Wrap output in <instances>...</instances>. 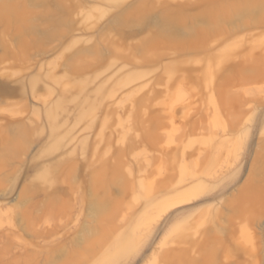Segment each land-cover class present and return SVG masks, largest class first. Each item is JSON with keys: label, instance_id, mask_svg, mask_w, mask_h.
Returning a JSON list of instances; mask_svg holds the SVG:
<instances>
[{"label": "rangeland", "instance_id": "rangeland-1", "mask_svg": "<svg viewBox=\"0 0 264 264\" xmlns=\"http://www.w3.org/2000/svg\"><path fill=\"white\" fill-rule=\"evenodd\" d=\"M0 264H264V0H0Z\"/></svg>", "mask_w": 264, "mask_h": 264}, {"label": "bare ground", "instance_id": "bare-ground-1", "mask_svg": "<svg viewBox=\"0 0 264 264\" xmlns=\"http://www.w3.org/2000/svg\"><path fill=\"white\" fill-rule=\"evenodd\" d=\"M261 64H259V66H260ZM261 68L263 67V65H261L260 66ZM255 68V67H254ZM259 68V67H258ZM260 68V69H261ZM263 69V68H262ZM261 69V70H262ZM256 70H258V69H256ZM259 72H260V70H259ZM121 103V102H120ZM171 105V104H170ZM173 105V104H172ZM171 105V107H170V110H168L169 111V114L171 115V116H174L175 115V109H174V107ZM167 141H168V144H170L171 142H173L174 140H172V138H170V139H167ZM181 171H183V170H181ZM185 171V170H184ZM183 171V172H184ZM127 172H128V170H127ZM127 172H125V173H127ZM129 173V172H128ZM182 175H183V173H182ZM184 175H185V173H184ZM124 176H127L126 174L124 175ZM184 177V176H183ZM132 177H131V181H132ZM183 179V178H182ZM196 179V178H195ZM184 180V179H183ZM128 181H130V178L128 179ZM194 182V181H193ZM194 184V183H193ZM201 186H200V184H197V185H195V186H191L190 187V189H187V190H184V189H181L180 191L181 192H179V193H181V194H178L177 196H179V197H177L176 199H178V198H181V199H186V198H188L189 197V195L191 196V194H194L195 192L197 193L198 192V190H199V188H200ZM183 190V191H182ZM166 204L168 203V202H165ZM131 243L132 242H129V243H125V244H123L122 246H121V248L115 253V255L118 257V255H121V252L122 253H127L128 251H130L131 249H132V245H131ZM129 253V252H128Z\"/></svg>", "mask_w": 264, "mask_h": 264}]
</instances>
